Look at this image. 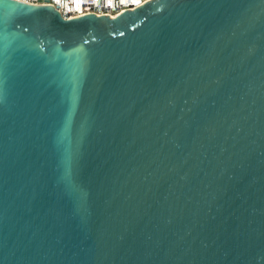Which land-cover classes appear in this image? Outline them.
<instances>
[{
	"label": "water",
	"instance_id": "95a60500",
	"mask_svg": "<svg viewBox=\"0 0 264 264\" xmlns=\"http://www.w3.org/2000/svg\"><path fill=\"white\" fill-rule=\"evenodd\" d=\"M0 264H264V0H0Z\"/></svg>",
	"mask_w": 264,
	"mask_h": 264
},
{
	"label": "built area",
	"instance_id": "2783aa9c",
	"mask_svg": "<svg viewBox=\"0 0 264 264\" xmlns=\"http://www.w3.org/2000/svg\"><path fill=\"white\" fill-rule=\"evenodd\" d=\"M31 5L54 7L66 20L84 15L116 18L124 11H133L153 0H14Z\"/></svg>",
	"mask_w": 264,
	"mask_h": 264
}]
</instances>
